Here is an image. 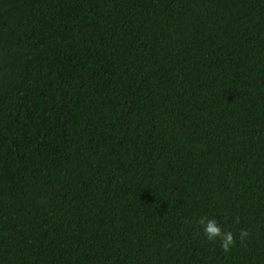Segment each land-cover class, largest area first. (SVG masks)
<instances>
[{"label": "trees", "instance_id": "obj_1", "mask_svg": "<svg viewBox=\"0 0 264 264\" xmlns=\"http://www.w3.org/2000/svg\"><path fill=\"white\" fill-rule=\"evenodd\" d=\"M0 264H264V0H0Z\"/></svg>", "mask_w": 264, "mask_h": 264}, {"label": "clouds", "instance_id": "obj_2", "mask_svg": "<svg viewBox=\"0 0 264 264\" xmlns=\"http://www.w3.org/2000/svg\"><path fill=\"white\" fill-rule=\"evenodd\" d=\"M199 224L202 226L203 233L208 240H213L219 238L221 242L222 249L227 252L233 246L234 240L233 235L229 231L222 232L216 220L214 219H204L199 220ZM247 236L245 231H241L239 238L243 239Z\"/></svg>", "mask_w": 264, "mask_h": 264}]
</instances>
